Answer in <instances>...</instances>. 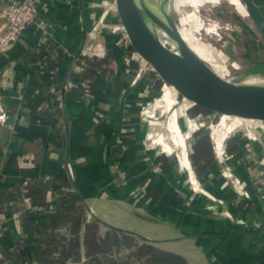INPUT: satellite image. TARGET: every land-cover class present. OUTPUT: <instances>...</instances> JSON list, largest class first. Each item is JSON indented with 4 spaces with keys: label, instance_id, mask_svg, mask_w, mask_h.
Wrapping results in <instances>:
<instances>
[{
    "label": "crops",
    "instance_id": "crops-1",
    "mask_svg": "<svg viewBox=\"0 0 264 264\" xmlns=\"http://www.w3.org/2000/svg\"><path fill=\"white\" fill-rule=\"evenodd\" d=\"M9 1L0 0V12ZM46 2L15 48L0 56V98L9 114L8 125L0 127V187L6 188L0 192V264H54L46 257L49 235L40 227L60 210L64 193L79 197L87 214L79 256L63 264H95L84 242L86 225L95 219L102 222V237L109 228L129 231L159 241L188 264H264V126L246 124L254 127L249 136L240 131L222 141L249 200L227 185L215 153L206 177L198 178L225 200L220 211L247 223L237 225L194 192L175 157L148 147L154 127L142 120V110L164 90L162 128L187 160L173 112L177 92L159 86V78L131 56L111 15L94 40L110 0ZM204 130L198 140L211 136ZM32 188L43 191V203L27 196ZM57 238L65 243L72 233L60 227Z\"/></svg>",
    "mask_w": 264,
    "mask_h": 264
},
{
    "label": "water",
    "instance_id": "water-1",
    "mask_svg": "<svg viewBox=\"0 0 264 264\" xmlns=\"http://www.w3.org/2000/svg\"><path fill=\"white\" fill-rule=\"evenodd\" d=\"M136 1L110 0L114 29L135 60L165 85L174 88L193 107L248 125L264 126V82H232L218 74L185 41L174 21V14L171 18L166 16L165 9L170 0H161L154 13L160 33L171 44L164 43L159 38V32L150 33L145 29ZM243 2L264 44V12L256 0ZM259 63L264 65V62ZM90 212L95 216L94 212Z\"/></svg>",
    "mask_w": 264,
    "mask_h": 264
},
{
    "label": "built area",
    "instance_id": "built-area-1",
    "mask_svg": "<svg viewBox=\"0 0 264 264\" xmlns=\"http://www.w3.org/2000/svg\"><path fill=\"white\" fill-rule=\"evenodd\" d=\"M46 5V0H10L8 2L7 6L0 12V18L5 22V29L0 32V56L10 53L15 48L27 28L37 19L40 8H43ZM110 6L111 3H109L107 12L100 19H98L95 24L94 30L92 31L94 40H98V38L102 35V30L108 25ZM94 53L98 54V51L94 50ZM164 96L165 91L163 90L155 101L147 104L142 110V120L150 126H158V124H160L159 121L163 116V114L159 116L158 112L167 111L165 107L166 102L163 100ZM175 100L178 104L173 111L177 113L176 130L184 137L187 160H183L184 150L172 142L166 129L164 131L157 130L156 132H153V128L147 136L148 147L156 152H159L161 155L175 157L177 159L179 169L189 175V180L194 192L207 196L213 202V205L210 206V208L215 210L217 215L226 217L237 225L247 226V223L244 220L236 218L234 214L228 210L220 211V207L226 206L225 200L219 199L208 192L203 183L192 174L193 165L191 162V155L193 153L192 147L194 134L202 129H206L211 133V138L214 143L213 148L215 158L222 166V175L225 178L227 185L230 186L239 197L246 200L251 198L246 182L242 180V178L229 164L230 156L224 143L217 142L216 135L217 131H220L222 128L221 123L223 121V117H221V121L218 125L214 123V118L217 117L215 114H199L195 117H191L188 112L193 108V105L178 93H176ZM228 120H231L232 122L229 125L227 124L230 129L226 134V137L232 133L240 132L242 130L241 128L244 124L238 123L232 119ZM8 123L9 114L4 107L2 99L0 98V127L7 126ZM245 126V134L249 136L251 132L250 127L248 125ZM161 139L167 143V146L159 142ZM255 177L259 178L260 174Z\"/></svg>",
    "mask_w": 264,
    "mask_h": 264
},
{
    "label": "trees",
    "instance_id": "trees-1",
    "mask_svg": "<svg viewBox=\"0 0 264 264\" xmlns=\"http://www.w3.org/2000/svg\"><path fill=\"white\" fill-rule=\"evenodd\" d=\"M158 84L161 86L163 83L158 82ZM188 113L191 117L199 114H211L199 107H193ZM198 133L193 142L191 162L197 178H204L214 162V148L210 135L198 140V136L205 133L204 129ZM4 190L6 188L0 187V192H4ZM19 194L22 195L21 190ZM27 196H30L35 204H41L45 200L43 191L38 188L30 189ZM9 198L13 199V196H9ZM59 209L49 216L46 224L40 227L42 234L49 235L46 257L51 259V263L54 264H63L66 259L78 258L80 249L78 237L87 214V209L79 197L71 193H64ZM101 223L95 219L93 223L86 225L84 242L91 261L95 264H188L187 259L183 256L166 251L134 233L109 228L106 236L102 237L100 235ZM60 227H67L72 233V238L65 243L57 238V231ZM124 250L126 251L125 255L122 254Z\"/></svg>",
    "mask_w": 264,
    "mask_h": 264
},
{
    "label": "rangeland",
    "instance_id": "rangeland-1",
    "mask_svg": "<svg viewBox=\"0 0 264 264\" xmlns=\"http://www.w3.org/2000/svg\"><path fill=\"white\" fill-rule=\"evenodd\" d=\"M259 6L264 12V2ZM174 21L178 28L188 31L191 38L198 39L199 47L209 49L223 62L226 79L242 83L264 82V65L259 63L264 62V44L243 0H185V5L176 7ZM158 34L164 43L171 44L163 33ZM161 114L160 124L153 132L164 131L162 127L167 118L165 112H158L159 116ZM228 119L223 117L221 127H225V134L217 131L218 142L229 132L228 125L232 121ZM220 121V116L214 118L216 125ZM243 124L241 131L246 128Z\"/></svg>",
    "mask_w": 264,
    "mask_h": 264
},
{
    "label": "bare ground",
    "instance_id": "bare-ground-1",
    "mask_svg": "<svg viewBox=\"0 0 264 264\" xmlns=\"http://www.w3.org/2000/svg\"><path fill=\"white\" fill-rule=\"evenodd\" d=\"M161 0H137V10L140 20L145 27V29L150 33H157L160 31V25L156 20L154 13L157 12ZM204 4V3H203ZM180 5H185V0H170L166 9L165 14L168 18H171L174 14L176 7ZM179 32L185 39V41L190 45V47L208 64L211 65L222 77L226 76V68L223 66V62L216 59V56L209 50L199 47L198 39L191 38L186 31L182 28H178ZM199 37V36H198ZM218 58V57H217ZM214 62V63H213ZM228 74V73H227ZM225 133V128L220 130V134Z\"/></svg>",
    "mask_w": 264,
    "mask_h": 264
}]
</instances>
